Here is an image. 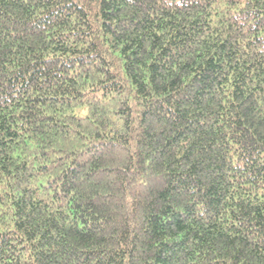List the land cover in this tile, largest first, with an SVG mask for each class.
Returning <instances> with one entry per match:
<instances>
[{"label": "trees", "instance_id": "obj_1", "mask_svg": "<svg viewBox=\"0 0 264 264\" xmlns=\"http://www.w3.org/2000/svg\"><path fill=\"white\" fill-rule=\"evenodd\" d=\"M0 264H264V0H0Z\"/></svg>", "mask_w": 264, "mask_h": 264}]
</instances>
